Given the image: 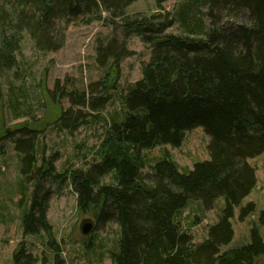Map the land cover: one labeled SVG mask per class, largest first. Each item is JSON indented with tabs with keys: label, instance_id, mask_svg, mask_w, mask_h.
Listing matches in <instances>:
<instances>
[{
	"label": "trees",
	"instance_id": "trees-1",
	"mask_svg": "<svg viewBox=\"0 0 264 264\" xmlns=\"http://www.w3.org/2000/svg\"><path fill=\"white\" fill-rule=\"evenodd\" d=\"M133 1L0 0V73L17 65L24 32L37 49L55 51L62 43L63 21H101L120 30V36L97 45L103 77L88 85V93L67 92L72 106L57 121L69 128L83 121L74 106L95 110L118 89L120 64L130 54L126 41L137 36L150 47L141 77L127 87L120 111L113 110L85 167L58 170V153L46 156L38 145L43 128L18 123L11 140L23 177L20 226L23 236L36 241L20 240L12 264H67L47 216L52 183L71 187L79 211L94 208L95 226L117 223L116 246L109 251L112 264H256L264 257V207L240 243H233L230 219L256 185L248 159L264 153V0H190L177 18L163 9L167 0H155L152 13H127ZM175 22L183 33L168 31ZM97 91L101 94L93 95ZM10 102L16 110V95ZM197 126L209 137V158L183 170L164 151L150 165L152 182L146 183L139 174L146 163L142 150L180 147L185 131ZM9 136H0V155ZM221 198L216 221L194 242L178 217L190 201L204 211ZM254 211L253 202L240 206L239 219ZM83 236L91 244L92 234ZM36 246L42 255L32 252Z\"/></svg>",
	"mask_w": 264,
	"mask_h": 264
},
{
	"label": "rangeland",
	"instance_id": "rangeland-1",
	"mask_svg": "<svg viewBox=\"0 0 264 264\" xmlns=\"http://www.w3.org/2000/svg\"><path fill=\"white\" fill-rule=\"evenodd\" d=\"M188 1L190 0H167L163 3V9L177 18L179 8ZM155 8V0H135L125 11L152 13ZM241 21L244 23L247 20L243 18ZM204 22L208 23L209 18L205 17ZM168 31L183 33L178 22ZM113 34L121 35L119 29H113L101 21H63L60 23V48L55 51H42L34 46L30 36L24 32L17 65L0 73V136L10 134L3 141L6 152L0 155V264H12L13 249L20 240H25L28 244L36 241L33 236H23L20 226L23 211L18 202L23 177L11 140V137L18 134L15 128L21 122H27L29 126L39 130L43 128L38 133V145L43 147L46 156L58 153V170L68 166L85 167L104 137L113 110L120 111L122 96L127 87L141 77L142 66L150 57V47L137 36H131L126 41L130 54L120 64L118 89L111 91L109 102L95 110L89 106H74V111L78 108L81 110L83 121L75 128L60 125L58 117L67 107L72 106L67 92L86 90L88 93V85L103 77L104 70L96 61V48L100 41H106ZM61 89L63 93L58 95ZM99 94L100 91L93 93L95 96ZM15 95L18 104L16 110H12L10 97ZM71 122L69 119L67 124ZM208 139L204 129L197 126L185 131L180 147L162 144L143 149L142 155L146 163L139 170V174L146 183H151L150 165L164 151L169 153L181 169L191 168L194 162L209 158L206 147ZM248 162L255 169L256 185L234 207V215L230 219L234 230L233 243L247 240L250 223L256 221L259 211L264 207V153L248 159ZM103 181L109 182L110 177L105 176ZM51 190L47 216L61 242L62 254L67 264H112L109 251L116 246L117 223L111 220L95 226L94 208L88 212L79 211L76 194L70 186L52 183ZM216 202L218 203L213 208L202 211L198 210L196 201H190L178 217L181 227L192 235L194 242L201 241L206 236L207 226L216 221L224 203L222 198ZM248 202L255 204V211L240 220V206ZM85 221L92 223L90 234L93 237L88 246L86 244L90 240L80 231V225ZM31 250L37 256L43 254L42 247H31ZM261 260L264 257L258 259L256 264Z\"/></svg>",
	"mask_w": 264,
	"mask_h": 264
},
{
	"label": "water",
	"instance_id": "water-1",
	"mask_svg": "<svg viewBox=\"0 0 264 264\" xmlns=\"http://www.w3.org/2000/svg\"><path fill=\"white\" fill-rule=\"evenodd\" d=\"M80 231L83 235H89L92 231V223L91 221H85L80 225ZM257 264H264V260H261Z\"/></svg>",
	"mask_w": 264,
	"mask_h": 264
}]
</instances>
